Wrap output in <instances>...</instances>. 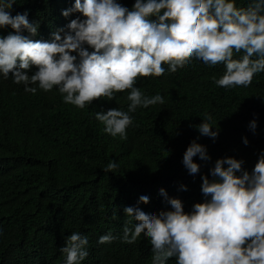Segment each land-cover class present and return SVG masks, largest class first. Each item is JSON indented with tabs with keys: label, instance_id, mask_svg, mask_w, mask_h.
<instances>
[{
	"label": "trees",
	"instance_id": "16d2710c",
	"mask_svg": "<svg viewBox=\"0 0 264 264\" xmlns=\"http://www.w3.org/2000/svg\"><path fill=\"white\" fill-rule=\"evenodd\" d=\"M117 2L131 9L135 0ZM74 3L16 0L9 11L12 16L27 13L28 20L38 24L33 38L50 41L54 32L67 31L70 21L80 16L62 15ZM234 3L247 8L252 0ZM11 31L4 28L0 34L5 37ZM242 56L243 52L234 53L233 59ZM164 68L160 77L137 79L134 86L144 96L160 95L164 104L129 113L133 123L126 139L107 134L95 113L127 111L128 90L79 109L64 103L56 87L45 92L32 84L29 87L37 88L33 94L0 75V264H66L60 249L74 232L88 237V256L80 264H152L151 244L143 234L133 244L122 242L123 227L135 224L128 223L125 207H139L148 214L171 210L160 195L164 189L190 213L193 204L205 201L201 176L214 179L209 170L217 159L242 160L243 170L252 172L264 153V72L248 87L225 89L215 83L225 72L223 64L209 66L193 58L174 73L168 65ZM206 115L212 117V130L219 132L214 141L196 128ZM253 120L254 132L249 128ZM193 141L205 146L210 157L207 162L193 158L200 165L195 176L182 164ZM110 161L119 167L106 172ZM141 196L149 202L139 204ZM106 234L116 239L99 244ZM166 264H176V258Z\"/></svg>",
	"mask_w": 264,
	"mask_h": 264
},
{
	"label": "clouds",
	"instance_id": "9594fccd",
	"mask_svg": "<svg viewBox=\"0 0 264 264\" xmlns=\"http://www.w3.org/2000/svg\"><path fill=\"white\" fill-rule=\"evenodd\" d=\"M15 2L0 0V30H12L5 37L0 34V75L33 94L37 88L29 87L32 84L45 92L56 87L64 103L79 109L128 90L127 111L95 113L112 137L127 138L133 123L129 113L138 107L164 104L162 96L146 97L134 86L140 77L162 76L164 65L174 73L193 58L209 66L223 64L224 74L214 79L225 89L248 87L264 72V0H252L247 8H237L234 0H135L131 9L117 0H75L62 15L80 16L70 21L67 31L54 32L50 41L33 38L38 24L30 22L27 13L11 15ZM241 52V59H233ZM211 119L206 115L196 128L214 141L219 132L212 130ZM256 126L255 120L249 124L253 132ZM194 157L210 160L205 146L191 142L182 164L193 176L200 172ZM243 163L231 157L217 159L209 170L214 179L201 176L205 201L193 204L190 213L164 189L160 195L171 210L148 214L139 207H125L128 223L135 224L123 227L122 242L133 244L143 234L151 244L152 264H166L173 257L176 264H264V153L251 173L243 170ZM118 167L110 161L105 171ZM148 202L147 196L138 201ZM114 239L106 234L98 243ZM87 244L88 237L78 232L67 237L60 249L66 264H80L88 256Z\"/></svg>",
	"mask_w": 264,
	"mask_h": 264
}]
</instances>
